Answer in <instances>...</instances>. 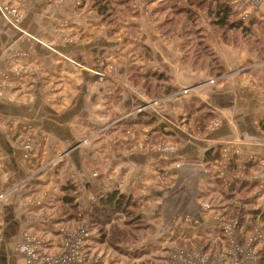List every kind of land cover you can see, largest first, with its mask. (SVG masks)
I'll return each instance as SVG.
<instances>
[{"label":"crops","instance_id":"0c3cea01","mask_svg":"<svg viewBox=\"0 0 264 264\" xmlns=\"http://www.w3.org/2000/svg\"><path fill=\"white\" fill-rule=\"evenodd\" d=\"M127 1L132 15L116 27L103 21L91 0H0V5L14 6L23 16L18 31L0 14V194L4 196L0 199V264H15V244L24 234L50 235L41 219L47 211L44 208L51 205L49 199L60 196L57 184L74 175L76 178L78 171L86 179V173L81 172L88 159L84 163L82 157H89L91 146L84 150L75 146L83 133L80 123L94 116V128L98 129L105 117L112 119L114 131L117 116L144 105L148 94L141 82L132 80L135 70L141 77L149 71L165 72L175 85L189 90L186 97L163 105L166 121L174 116L187 119L186 112L193 111V102L198 101L205 103L207 115L213 118L207 127L214 122L218 125L202 141L179 131L180 142L173 154L162 150L130 153L127 160L132 167L175 158L190 167L192 162L202 161L206 149L238 138L244 161L260 163L251 170L261 167L259 172H263L264 130L260 125L264 123V60L241 41L225 43L201 11L207 45L226 75L210 83L207 70L182 64L180 38L166 39L160 32L155 10L163 0ZM238 1L231 2L235 10L258 14L264 22V0L246 8ZM91 69L109 74L100 80ZM101 129L94 147L99 152L104 149ZM64 153L63 162L58 164L56 156ZM99 154L95 157L98 166H115L116 159L104 163L103 153ZM120 170L119 163L114 171L118 174ZM195 171L193 176L200 168ZM194 186L190 185V190ZM180 196L168 206L164 203L162 210L157 205L151 216L155 219L154 214L163 212L167 221L173 213L183 211L194 215L196 225L206 224L194 196Z\"/></svg>","mask_w":264,"mask_h":264},{"label":"rangeland","instance_id":"374dc122","mask_svg":"<svg viewBox=\"0 0 264 264\" xmlns=\"http://www.w3.org/2000/svg\"><path fill=\"white\" fill-rule=\"evenodd\" d=\"M254 4L260 5L259 0ZM235 11L238 13L236 19L239 18L242 22L262 19L252 12ZM246 13L248 16L242 18ZM199 17L202 18L201 15ZM206 19L208 20L207 17ZM201 23L199 20L200 26ZM259 32L261 31L258 30L256 34ZM173 37L180 38V51L183 53L186 41H183L182 33L177 32ZM82 67L80 64V68ZM89 71L94 78L99 77L100 80L106 73L109 74V71L104 73L103 70ZM150 72L153 71L148 73ZM163 73L173 84L172 78ZM225 76L212 78L208 82H218ZM132 80L141 82V87H144L145 77H141L137 70L134 71ZM146 82L152 93L156 81L147 79ZM177 87V91L172 94L159 97L151 95L144 87L148 94L144 105H138L117 116L114 131H111L112 119L105 117H102V129L94 128V116L80 123L83 133H80L82 135L75 146L81 150L90 146L93 148L91 151L89 148L88 158L82 157L84 163L88 159L81 172V175L86 173V179L81 178L78 171L76 178L75 175L71 176L55 186L56 194L60 196L55 200L49 199L51 205L44 208L48 213L44 211L41 220L49 228L46 233L50 234L43 235L44 238L58 242L59 230H54L59 228L73 233L76 227L88 223L91 234L89 249L100 257L102 264H168L170 259L175 264H264V182L260 183L264 177V163L262 173L259 172L261 167L257 173L251 170L252 165L257 169L260 163L244 161L242 142L238 138L224 140L216 148L206 149L202 161L192 162L190 167L187 162L176 158L136 167H132L127 160V155L136 151L162 150L173 154L180 142V132L192 140L202 141L209 131L217 127V122H210L207 127V121L213 118L207 115L208 108L201 102L202 107H198L200 110L193 117L186 113L187 119L174 116L166 121L162 114L163 105H170L174 98L188 95V89ZM183 105L186 106L185 103ZM146 115L155 119L154 124L141 125L148 118ZM138 117L141 120L139 123ZM100 129L104 148L100 152L103 153L104 163L116 159L114 165L119 166L120 163L121 167L118 174L114 171L115 166L110 164L103 167L96 163L95 157L100 152L94 147L101 136ZM65 154L67 153L56 156L58 164L63 162ZM199 168L200 172L193 176ZM183 173L190 176H184ZM190 185H195L194 189L190 190ZM62 186H67L70 190L63 191ZM113 192L122 194L129 200V204L134 205L128 209L129 215L112 214L111 222L100 229L93 223V209ZM184 194L190 198L194 196L199 202L200 218L206 224L196 225L198 222L194 220V215L183 211L173 213L167 221L163 219V212L161 215L154 214L157 216L155 219L151 216L157 205L162 210L164 203L168 206L169 201L175 202L174 198L180 195L184 197ZM66 196L67 203L63 200ZM133 207L135 208L131 211ZM136 216L139 220L135 226L127 224L126 221L137 219ZM2 242L1 240L0 247ZM16 244L12 261L24 264L23 257L16 253ZM183 251L187 255L180 256Z\"/></svg>","mask_w":264,"mask_h":264},{"label":"trees","instance_id":"16d2710c","mask_svg":"<svg viewBox=\"0 0 264 264\" xmlns=\"http://www.w3.org/2000/svg\"><path fill=\"white\" fill-rule=\"evenodd\" d=\"M91 2L92 7L102 16L103 21L116 27L120 26L122 19L132 15L127 0H91ZM231 2L232 0H163L158 5L155 10V18L160 20L159 27L162 34L166 38H172L177 32H181L183 41H186L182 53V64L189 65L194 70H207L212 78H218L225 74L218 56L207 45V30L199 24L201 11L205 12L209 20L208 24L225 43L241 41L248 46L249 51L257 54L259 60L264 59L263 20L252 19L242 22L239 18L236 19L237 12L233 10ZM258 30L261 32L256 34ZM258 35L263 37L262 41ZM143 76L145 77L144 87L149 93L151 92L146 80L156 81L154 91L151 93L155 97L172 94L178 89L163 72H150ZM193 106V111L187 109L188 116L197 113L200 110L198 107H202L198 101H194ZM147 117L143 122L138 117V123L140 121L143 126L154 124L155 119ZM260 127L264 130V123ZM61 188L63 191L70 190L67 186ZM67 198V196L63 197L66 203L68 202ZM132 205L134 204H129V200L125 196L113 192L104 197L97 207H94L92 219L95 220L93 223L100 229L104 228L107 222H111L112 214L129 215L128 209ZM136 218L126 221L127 224L131 223L135 226L136 221L139 220L137 216ZM262 263H264V258Z\"/></svg>","mask_w":264,"mask_h":264},{"label":"built area","instance_id":"2783aa9c","mask_svg":"<svg viewBox=\"0 0 264 264\" xmlns=\"http://www.w3.org/2000/svg\"><path fill=\"white\" fill-rule=\"evenodd\" d=\"M51 1V0H50ZM257 0H239L238 4L241 6L255 5ZM245 2V4H242ZM0 14L10 26L19 29V24L22 21V13L14 6L0 5ZM248 14H243V17ZM74 65L80 67V64L72 61ZM98 75L99 73H95ZM4 196L0 194V199ZM207 209V208H205ZM59 230L60 236L58 242L49 241L43 235H36L33 233L24 234L21 241L16 244V253L21 255L24 264H102L100 257L94 255L95 253L89 249L90 228L88 223H82L76 227L73 233ZM184 252V251H183ZM196 253L200 255L197 251ZM196 254V255H197ZM187 255L186 252L180 253V256ZM168 264H175L169 260ZM182 264V263H180Z\"/></svg>","mask_w":264,"mask_h":264}]
</instances>
